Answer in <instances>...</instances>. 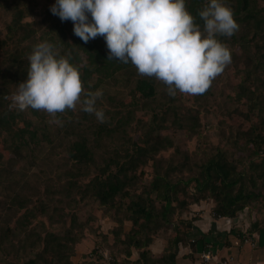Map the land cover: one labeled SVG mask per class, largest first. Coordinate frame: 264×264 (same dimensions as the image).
Masks as SVG:
<instances>
[{
  "label": "trees",
  "instance_id": "1",
  "mask_svg": "<svg viewBox=\"0 0 264 264\" xmlns=\"http://www.w3.org/2000/svg\"><path fill=\"white\" fill-rule=\"evenodd\" d=\"M207 2L185 0L201 29L198 12ZM223 2L239 25L231 37H217L231 53L225 73L234 67L239 79L233 87L238 106L230 115L241 116L246 129L227 124V148L217 146L198 162L175 140L177 131H183L202 141L200 115L183 105V94L168 95L166 85L139 75L131 62L109 60L103 37L84 43L74 34L72 21L62 22L51 11L28 21L33 0H0V11L10 16L5 38H0V252L11 258L9 264H73L76 246L87 231L95 232L92 215L78 217L83 202L93 201L117 226L110 232L113 248L98 243L80 264H101L104 250L118 264H176L179 245L194 246L186 233L198 219L182 215L202 202L212 203L219 219H235L245 210L264 212V189L258 185L264 181V0ZM44 41L78 68L85 91L102 90L96 107L103 109L104 123L79 105L58 114L61 125L50 123L44 111L10 108L12 87L27 79V56ZM212 84L194 95L195 103L211 92ZM232 147L249 151L250 174L229 159ZM167 151L172 154L166 156ZM57 158L64 167L59 168ZM36 165L50 173L40 168L32 174ZM149 167L152 178L146 183ZM56 201L67 208L59 213L61 234L39 221ZM53 213L49 221L59 224ZM125 223L131 224L130 230ZM160 235L168 238V245L154 257L149 248ZM134 251L138 258L129 261Z\"/></svg>",
  "mask_w": 264,
  "mask_h": 264
},
{
  "label": "clouds",
  "instance_id": "2",
  "mask_svg": "<svg viewBox=\"0 0 264 264\" xmlns=\"http://www.w3.org/2000/svg\"><path fill=\"white\" fill-rule=\"evenodd\" d=\"M50 11L62 22L72 21L84 43L103 37L109 60L131 62L139 75L166 85L172 97L205 93L231 63L230 49L217 37L239 30L223 0H208L198 12L203 29L185 0H56ZM27 61V79L12 94L10 108L44 111L50 123L61 125L58 114L79 105L100 123L106 121L103 109L96 107L102 90L85 91L78 68L53 44L34 45Z\"/></svg>",
  "mask_w": 264,
  "mask_h": 264
},
{
  "label": "rangeland",
  "instance_id": "3",
  "mask_svg": "<svg viewBox=\"0 0 264 264\" xmlns=\"http://www.w3.org/2000/svg\"><path fill=\"white\" fill-rule=\"evenodd\" d=\"M56 2V0H33V6L34 10L32 13V16L28 18V21H38L43 17L44 11L48 10L50 11L51 6ZM10 21V16L5 11H0V38L4 39L6 34V26ZM12 49V47H9ZM6 50H9L6 48ZM0 67H4V61L0 60ZM222 75L217 76V83L212 84L211 92L209 94H206L203 99H200L198 103H195V97L194 95H188L183 94L182 98H180L183 105L186 107L192 108L195 112L199 113V130L201 133V139L202 141H199L198 138H192L190 139L187 134L183 131H177L175 140L176 144H178L184 151H189L193 155L194 161H202L205 158V154H208L213 150V148L217 146H222L224 148H227V141L223 136L229 135V130L227 129V124L231 123L235 126H238L241 129H246V124L244 123L242 117L239 118L235 117L234 115H230L231 112L234 111V109L238 106L234 99L233 94V87L237 85L239 79L237 76V73L235 71V68L233 67L230 69L228 73H221ZM17 91V88L12 87V93L14 94ZM179 93V92H178ZM242 109H246V106L243 104L239 105ZM130 135L134 138L136 137L135 133L130 130ZM226 145V146H225ZM56 152H59L57 150ZM172 154V151L165 152L166 156H169ZM229 159L233 160L238 168L242 170L243 173L246 175L250 174V169H248V163L250 162L249 159V151L247 150H240V149H229L228 151ZM55 161L59 163V168L64 167L62 163H60V160L57 158ZM40 168H43L47 173H50V170H48L43 165H36L31 168L30 172L33 174L34 172H39ZM55 173H57L56 164L52 167ZM42 173V172H41ZM148 176L146 177L145 182L149 183L152 178V170L151 168H147ZM259 187L264 189V181L258 182ZM193 188H190V192L193 193ZM63 196L55 195L54 198H62ZM48 203V201H47ZM61 202L56 201L52 208H48V214L50 215L51 212H54V209H58L53 213V216L55 215L56 221L59 222V224H52L48 216L49 215H43L39 216V221H43L46 225V227L56 233L61 234L64 230V225H62L60 222L62 221L59 217V213H62V209H67L66 206H59ZM77 214L78 217L85 218L86 216L92 215L93 220V229L95 232L89 230L85 233V238L83 241L76 246L75 255L72 257L73 264H80L82 261L85 260V258L88 256V254L91 252V250L96 247L98 243H101L103 247L107 246L108 248H113L111 246L114 242L113 235L110 233L112 229H114L117 225L112 220L104 218L103 211L101 208L97 206L93 201H89L87 203L83 202L80 203L77 207ZM246 211V210H245ZM244 211V212H245ZM256 211V210H253ZM252 211V212H253ZM257 214H260V216H264V212L259 213V211H256ZM196 212L192 210L190 207L188 211L185 212V214L182 215V219H186L189 217H192V219L196 216ZM243 214V213H242ZM195 215V216H194ZM246 219L247 218V212L245 213ZM264 221V218H263ZM36 222L33 223V227H36ZM131 228L130 223H125V230L128 231ZM107 235V241L102 242L101 236ZM116 254L120 255L121 250L120 247L116 248ZM12 262L10 257H7L6 253L0 252V264H9Z\"/></svg>",
  "mask_w": 264,
  "mask_h": 264
},
{
  "label": "crops",
  "instance_id": "4",
  "mask_svg": "<svg viewBox=\"0 0 264 264\" xmlns=\"http://www.w3.org/2000/svg\"><path fill=\"white\" fill-rule=\"evenodd\" d=\"M212 207L208 202L191 206L198 219L193 221L186 237L194 246L179 245L175 252L176 264H202L205 251L212 255L210 264H264V216L246 210L235 219H219L212 213ZM167 245L168 238L160 235L149 248L151 255H162ZM137 258L138 253L134 251L129 261Z\"/></svg>",
  "mask_w": 264,
  "mask_h": 264
},
{
  "label": "built area",
  "instance_id": "5",
  "mask_svg": "<svg viewBox=\"0 0 264 264\" xmlns=\"http://www.w3.org/2000/svg\"><path fill=\"white\" fill-rule=\"evenodd\" d=\"M202 264H210L212 261V255L209 251H205L201 256ZM101 264H118L114 257L110 255L107 250L102 252Z\"/></svg>",
  "mask_w": 264,
  "mask_h": 264
}]
</instances>
